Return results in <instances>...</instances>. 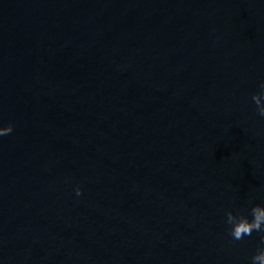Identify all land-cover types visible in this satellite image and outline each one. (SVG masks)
Returning a JSON list of instances; mask_svg holds the SVG:
<instances>
[{
  "label": "water",
  "instance_id": "95a60500",
  "mask_svg": "<svg viewBox=\"0 0 264 264\" xmlns=\"http://www.w3.org/2000/svg\"><path fill=\"white\" fill-rule=\"evenodd\" d=\"M261 80L264 0H0V264H251Z\"/></svg>",
  "mask_w": 264,
  "mask_h": 264
},
{
  "label": "clouds",
  "instance_id": "9594fccd",
  "mask_svg": "<svg viewBox=\"0 0 264 264\" xmlns=\"http://www.w3.org/2000/svg\"><path fill=\"white\" fill-rule=\"evenodd\" d=\"M252 101L256 105L258 115L264 118V80L258 84V91L252 95ZM14 131L13 125L0 126V138L10 135ZM82 189L76 188V195L81 196ZM247 209L237 208L226 213L225 224L228 235L234 241H243L252 237L254 233L262 234L261 243L257 247L256 254L251 257V264H264V203H251Z\"/></svg>",
  "mask_w": 264,
  "mask_h": 264
}]
</instances>
